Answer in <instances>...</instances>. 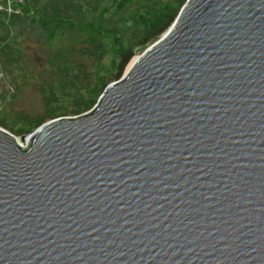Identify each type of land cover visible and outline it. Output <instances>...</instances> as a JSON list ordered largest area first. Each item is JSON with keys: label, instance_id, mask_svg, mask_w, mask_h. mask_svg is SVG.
Listing matches in <instances>:
<instances>
[{"label": "water", "instance_id": "95a60500", "mask_svg": "<svg viewBox=\"0 0 264 264\" xmlns=\"http://www.w3.org/2000/svg\"><path fill=\"white\" fill-rule=\"evenodd\" d=\"M0 264H264V0H185L88 112L0 127Z\"/></svg>", "mask_w": 264, "mask_h": 264}, {"label": "trees", "instance_id": "16d2710c", "mask_svg": "<svg viewBox=\"0 0 264 264\" xmlns=\"http://www.w3.org/2000/svg\"><path fill=\"white\" fill-rule=\"evenodd\" d=\"M184 2L0 0V126L22 136L47 120L90 110L129 61L167 30ZM56 39L70 44L38 62L31 42L40 50ZM27 85L37 89L38 111L13 105Z\"/></svg>", "mask_w": 264, "mask_h": 264}, {"label": "rangeland", "instance_id": "374dc122", "mask_svg": "<svg viewBox=\"0 0 264 264\" xmlns=\"http://www.w3.org/2000/svg\"><path fill=\"white\" fill-rule=\"evenodd\" d=\"M69 44H70V41L67 40V39H56V40L52 41L51 43L42 46L41 49L39 50L38 46L31 42V45L37 49L38 54L40 55L38 57L39 58L38 62H43L44 56L52 55V53L54 51H56L58 49H63L66 46H68ZM137 55L138 54H136L135 56H137ZM129 63H130V61H129ZM128 64H127V66H128ZM127 66L125 67L124 71L126 70ZM124 71H123V73H124ZM123 73H122V75H123ZM4 87L5 86L3 85V78L0 77V89H2ZM13 105L17 106L18 108H25V109H27V111H30V112L38 111L40 109V104L38 102L37 89H34L32 87V85L24 86L22 88V90L19 91V93H18ZM88 111H85L84 113H86ZM84 113H82V114H84ZM0 127L5 129L2 126H0ZM5 130L8 131L7 129H5ZM8 132L11 133L10 131H8ZM14 136L15 137H19V136H16V135H14ZM22 143H23L22 145H24V146L26 145L25 141H23Z\"/></svg>", "mask_w": 264, "mask_h": 264}, {"label": "bare ground", "instance_id": "6f19581e", "mask_svg": "<svg viewBox=\"0 0 264 264\" xmlns=\"http://www.w3.org/2000/svg\"><path fill=\"white\" fill-rule=\"evenodd\" d=\"M135 57H136V56H135ZM135 57H133V58L130 60V63L128 64L126 70H127L132 64H133V62H134V60H135ZM21 144H23V143L21 142Z\"/></svg>", "mask_w": 264, "mask_h": 264}]
</instances>
